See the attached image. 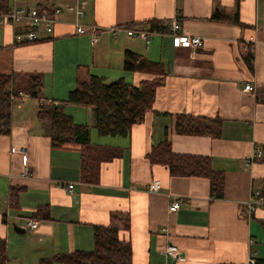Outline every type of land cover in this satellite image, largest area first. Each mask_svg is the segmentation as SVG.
<instances>
[{
    "label": "crops",
    "instance_id": "obj_1",
    "mask_svg": "<svg viewBox=\"0 0 264 264\" xmlns=\"http://www.w3.org/2000/svg\"><path fill=\"white\" fill-rule=\"evenodd\" d=\"M75 2L64 0L63 5ZM237 2L243 25L211 18L217 9L236 13ZM173 18L180 19L183 33L203 37V45L196 51L178 46L169 30L155 35L149 45L126 30L116 36L110 30L149 28L151 20ZM83 23L100 28L97 43L91 33H76L75 15L67 9L54 33L42 32L36 42L16 44L14 29L0 25V73L10 74L12 87L25 94L13 103L11 133L0 136V237L7 240L11 264L91 251L94 228L120 221L128 222L118 237L130 243L133 264H248L252 253L264 260V207L243 212V202L254 191L264 192V155L246 165L255 146L264 151V0H87ZM128 50L163 63L164 81L153 110L127 136L99 135L91 106H64L74 122L90 125L91 155L118 150L108 160L95 153L98 158H91L85 170L80 145H52L37 116L40 100L61 104L91 75L134 85L156 76L126 70ZM248 52H254L253 73L244 60ZM34 77L41 79L40 100L19 87L20 80L30 84ZM247 83L255 90L246 91ZM180 114L214 129L218 119L220 135L179 133ZM165 139L175 152L211 158L214 169L224 173L223 197L213 196L208 178L172 176L166 166L152 163L149 153ZM23 148L30 177L22 175ZM155 179L163 187L150 191ZM12 188L19 192L15 205L10 202ZM175 200L181 206L170 212ZM41 206L49 216L33 217ZM28 220L38 221L37 228H27ZM16 225L25 232H17ZM171 243L181 249L182 260L163 253Z\"/></svg>",
    "mask_w": 264,
    "mask_h": 264
},
{
    "label": "trees",
    "instance_id": "obj_2",
    "mask_svg": "<svg viewBox=\"0 0 264 264\" xmlns=\"http://www.w3.org/2000/svg\"><path fill=\"white\" fill-rule=\"evenodd\" d=\"M10 0H0V9H7ZM237 12L229 14L219 9L215 10L212 19L217 21H231L241 24L239 2ZM150 28L161 32L169 30L161 21L151 20ZM245 63L251 73L254 72V52L244 55ZM125 69L128 71H142L156 75L151 79H144L139 85L129 84L123 78L107 82L105 78L91 75L86 81L70 91L68 97L61 104L50 100L41 103L39 77L31 78V96L40 100V109L37 113L39 120L45 124L50 134L52 145L78 144L82 149L83 169L90 167V159L99 158L108 160L118 155V150H98L91 155L94 149L91 141V128L88 124L74 122L72 116L66 113L67 103H76L91 106L94 110V126L99 135L127 136L135 123L142 121L149 111L153 110L157 88L164 81L165 67L163 63L148 60L139 53L128 50L126 52ZM13 77L10 74L0 73V136L11 133L12 106L19 98V89L11 87ZM195 118L185 114L177 116V130L183 134H201L210 132L214 136L220 135V121L216 119L215 129L210 126L199 127ZM152 163L166 166L170 175L176 177L199 176L210 180V189L213 196L223 197L225 188L224 173L214 169L212 160L208 156L178 153L172 148L168 139L155 145L149 153ZM264 193V192H263ZM19 192L11 189L10 202L15 205ZM48 217V209L39 207L33 217ZM128 222H117L110 226L94 228L95 248L91 251L75 250L68 253H59L54 256L40 258L38 264H133V253L130 243L121 241L119 230L127 227ZM260 260V259H259ZM262 260V259H261ZM0 264H11L8 253L7 240L0 237Z\"/></svg>",
    "mask_w": 264,
    "mask_h": 264
},
{
    "label": "built area",
    "instance_id": "obj_3",
    "mask_svg": "<svg viewBox=\"0 0 264 264\" xmlns=\"http://www.w3.org/2000/svg\"><path fill=\"white\" fill-rule=\"evenodd\" d=\"M22 0H10L9 7L7 9H0V25L10 26L14 29V39L16 44H26L31 42L39 41L42 38V32H46L48 35L53 34L55 26L60 18L64 9L73 12L75 15V27L77 34L91 33L93 36V42L97 43L99 35L101 33L100 28L97 25L86 27L83 23L85 16V7L87 0H76L75 4H65L64 0H48V4H37V5H24L21 4ZM164 25L169 27L171 35H173L175 43L178 46L190 48L196 51L200 46L203 45L204 39L197 35H188L181 31V21L179 18H173L168 21L162 22ZM113 36L121 30H126L128 35L131 37H137L143 40L147 45L150 44L153 37L161 31L153 28H127V26H115L110 28ZM256 88L252 83L245 85L246 91H254ZM20 96L25 94L20 91ZM20 153L24 158V165L22 175L26 177L32 176V169L28 162V152L24 148L20 150ZM264 155L263 148L255 146L253 152L247 156L246 165H251L257 159L262 158ZM69 191L73 190L74 184H69ZM162 182L159 179H155L148 186L150 191H159L162 189ZM246 212L251 211L257 206L264 207V193L260 190L254 191L249 199L243 202ZM181 206L180 202L175 200L169 206V211L174 212ZM38 226V221L28 220L27 228L35 229ZM163 253L167 257L175 258L176 260H182L183 255L181 249L174 243L168 244L163 250ZM248 264H264V260H259L255 253H252L249 257Z\"/></svg>",
    "mask_w": 264,
    "mask_h": 264
},
{
    "label": "rangeland",
    "instance_id": "obj_4",
    "mask_svg": "<svg viewBox=\"0 0 264 264\" xmlns=\"http://www.w3.org/2000/svg\"><path fill=\"white\" fill-rule=\"evenodd\" d=\"M23 87L25 90H30V84H29V82H26L25 80H20V84H19V87ZM11 87H12V85H11ZM14 89H18V88H16V87H13ZM18 94H19V92H18ZM44 103H46V101H43ZM57 264H60V263H57Z\"/></svg>",
    "mask_w": 264,
    "mask_h": 264
},
{
    "label": "water",
    "instance_id": "obj_5",
    "mask_svg": "<svg viewBox=\"0 0 264 264\" xmlns=\"http://www.w3.org/2000/svg\"><path fill=\"white\" fill-rule=\"evenodd\" d=\"M15 230L17 231V232H25V229L24 228H22V227H20V226H15Z\"/></svg>",
    "mask_w": 264,
    "mask_h": 264
},
{
    "label": "bare ground",
    "instance_id": "obj_6",
    "mask_svg": "<svg viewBox=\"0 0 264 264\" xmlns=\"http://www.w3.org/2000/svg\"><path fill=\"white\" fill-rule=\"evenodd\" d=\"M261 260V259H260Z\"/></svg>",
    "mask_w": 264,
    "mask_h": 264
}]
</instances>
